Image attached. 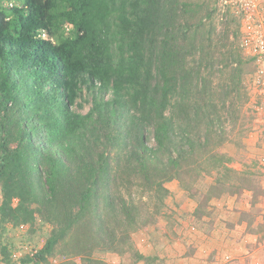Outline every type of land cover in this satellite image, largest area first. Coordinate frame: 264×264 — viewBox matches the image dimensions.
Returning a JSON list of instances; mask_svg holds the SVG:
<instances>
[{
	"label": "trees",
	"instance_id": "obj_1",
	"mask_svg": "<svg viewBox=\"0 0 264 264\" xmlns=\"http://www.w3.org/2000/svg\"><path fill=\"white\" fill-rule=\"evenodd\" d=\"M126 1L0 0V112L10 104L22 138L9 149L7 119L1 123L0 212L24 213L28 194L50 207L69 201L54 218L58 233L78 221L92 231L93 246L116 252L130 247V230L141 217L140 205L118 191L122 173L165 196L164 181L183 182L186 172L236 171L229 156L214 150L223 142L221 116L200 94H180L190 75L177 44L167 47L175 37L167 11L159 0H130L116 22L117 5ZM84 94L91 104L81 112ZM58 233L37 259L50 253Z\"/></svg>",
	"mask_w": 264,
	"mask_h": 264
},
{
	"label": "rangeland",
	"instance_id": "obj_2",
	"mask_svg": "<svg viewBox=\"0 0 264 264\" xmlns=\"http://www.w3.org/2000/svg\"><path fill=\"white\" fill-rule=\"evenodd\" d=\"M129 2L117 5L116 22L122 8L127 12L131 8ZM158 3L167 11L169 30L175 34L167 47L177 44L181 53L178 58L184 60V69L190 75L180 94L183 96L185 89L200 94L201 103L221 116L223 142L214 150L230 157L229 166L235 173L186 172L183 182L175 178L164 181L168 190L165 196L146 187L140 177L122 173L118 191L140 205L141 216L136 219V228L130 230V247L119 245L122 252L93 246L97 240L92 231L78 221L64 235L58 233L61 226L55 219L63 206H72L71 202L56 201L55 207H50L28 194L24 213L0 212V264H264V249L253 252L254 246L264 240V86L256 82L259 69L264 70V56L256 61L243 53L239 23L220 0ZM117 28L109 31L115 54L120 41ZM70 29L64 24V35L70 34ZM175 92L172 103L178 98ZM89 98L84 94L81 112L89 109ZM16 116L10 104L1 109L0 125L7 119L9 149L21 146ZM102 150V145L97 148L98 152ZM118 151L112 149L114 156ZM235 189L237 192H233ZM1 201L0 186V205ZM18 201L13 198L12 205ZM140 220L147 221L138 224ZM243 231L250 235L240 243L235 238ZM53 232L59 239L50 253L37 259ZM137 252L143 257L137 259Z\"/></svg>",
	"mask_w": 264,
	"mask_h": 264
},
{
	"label": "built area",
	"instance_id": "obj_3",
	"mask_svg": "<svg viewBox=\"0 0 264 264\" xmlns=\"http://www.w3.org/2000/svg\"><path fill=\"white\" fill-rule=\"evenodd\" d=\"M229 7L239 23V46L245 55L261 61L264 56V0H220ZM257 83L264 86V70L259 69ZM23 227V225H20ZM16 257V254H12Z\"/></svg>",
	"mask_w": 264,
	"mask_h": 264
},
{
	"label": "crops",
	"instance_id": "obj_4",
	"mask_svg": "<svg viewBox=\"0 0 264 264\" xmlns=\"http://www.w3.org/2000/svg\"><path fill=\"white\" fill-rule=\"evenodd\" d=\"M225 230H227V229H225ZM226 232H227V235L229 236L230 234H229L228 230H227ZM222 233H223V232H222ZM223 235H224V234H222V236H223ZM249 235H250L249 233H244V231H243V233L240 232V234H239L238 236H236L235 240L238 241V242H239V240H241V241H240V243H241V242L245 241V240H246L245 237L248 238ZM229 237H230V236H229ZM229 237H228V239H229ZM243 246H244V248H245V244H243ZM263 249H264V240H263V241L260 240V241L258 242V245H257L256 247L254 246L253 252H261ZM261 263H262V262H261Z\"/></svg>",
	"mask_w": 264,
	"mask_h": 264
}]
</instances>
